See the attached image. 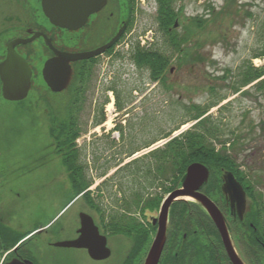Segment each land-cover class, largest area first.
<instances>
[{"label": "rangeland", "instance_id": "1", "mask_svg": "<svg viewBox=\"0 0 264 264\" xmlns=\"http://www.w3.org/2000/svg\"><path fill=\"white\" fill-rule=\"evenodd\" d=\"M9 3L1 1L0 10L9 9ZM135 5V13L119 45L86 66L74 86L62 93L53 94L44 85L41 68L46 53L43 45L33 44L30 59L34 69L33 90L21 103L5 104L2 108L1 163L24 166L44 155L50 164L58 166L61 160L54 151L51 133L56 137L55 130L59 132L67 116L72 115L79 133L71 147L78 149L75 165H80L82 177L89 184L91 181V188L97 184L98 209L109 211L111 197L119 194L125 196L124 201L133 197L139 202L144 200L147 207L153 206L156 181L158 198L164 197L165 185L157 178V156L149 153L162 149L169 140L190 129L195 123L191 120L195 110L213 104L206 115L211 125L217 127L219 140L238 145L230 150L233 166L241 167L245 177L264 184V95L257 93L253 84L234 94L244 67L264 66V57L254 56L264 45V0H175L172 7L178 24L175 21L176 28L172 31L185 40L178 52L173 51L159 28L155 1L135 0ZM11 6L15 11L14 4ZM26 8L16 7L17 20L28 21L30 16L36 19V7L30 4ZM50 32L58 45H72L76 38V33L52 29ZM94 36L92 41L96 40ZM138 47L168 59L163 81L151 80L146 67L135 66L131 57ZM77 95L78 106L72 107V111L70 107ZM221 98L225 99L220 101ZM68 109L72 113L67 114ZM51 123L55 126L49 129ZM6 128L11 129L6 132ZM214 144L217 149L220 147L217 141ZM115 170L118 174L113 176ZM47 171L34 172V179L39 175L38 178L52 180V185L48 193L45 189L38 193V198H33V210L43 194L52 202L53 189L56 190L53 186H57L49 167ZM17 177L10 176V180L17 181L12 194L21 190L25 181V177ZM72 194L66 181L64 196L57 208L49 207L45 223L55 221L54 227H59L72 222L77 210L72 206L74 201L62 208ZM142 205L123 209L133 213Z\"/></svg>", "mask_w": 264, "mask_h": 264}, {"label": "flooded vegetation", "instance_id": "2", "mask_svg": "<svg viewBox=\"0 0 264 264\" xmlns=\"http://www.w3.org/2000/svg\"><path fill=\"white\" fill-rule=\"evenodd\" d=\"M9 2V9L0 10V64L6 59L8 45L11 42L17 39H31L36 33L50 39L52 46L60 52L79 53L105 45L121 29L122 33L116 43L100 56L108 55L124 38L136 8L135 0H106L105 6L89 17L82 28L75 32L65 31L76 33L72 45L71 43L58 45V40L50 32L51 29L52 31L58 29L44 17L40 0H20V4L17 0ZM11 4H14L15 11H12ZM30 4L36 7L34 9L36 19L30 16L28 21L17 20L16 7L20 5L26 8ZM94 35L97 37L92 41L91 37H95ZM35 42L43 45V51L46 53L44 62L54 56L42 36L15 47V52L28 63L32 73L27 96L32 92L34 85V69L30 59ZM100 56L76 64L84 69ZM76 64H71L72 71ZM72 79L73 77L71 81ZM44 85L46 86L45 83ZM13 103L21 101L4 99L0 80V127L3 105ZM51 125L49 129L55 126L53 123ZM6 129V132H9L11 128ZM52 140L54 151L62 161L65 139L60 136ZM41 158L35 166L33 163L24 166L3 164L2 159L0 160V264H144L160 228L164 229L165 235L156 264H233L231 258L241 264H264V184L247 175L243 178L241 167L237 169L207 167L209 170L207 181L193 191V197L174 199L168 206L166 217L163 218L160 216L161 204L167 195L182 189L186 168L179 181L175 182L172 179L163 181L165 183L163 192L169 189L163 198L157 197L156 181L152 207L144 205V200L139 202V199L135 200L133 197H128L124 201L125 196L123 198L119 194L115 198L111 197L113 201H110L112 202L110 210L104 212L98 209L97 184L91 188V181L89 184L82 177L80 165H73L74 169L79 171L77 176L75 174L76 182L79 183L83 178V182L88 186L76 195L72 189V198L62 207L65 208L74 201L72 206L77 207V210L74 212L72 222L68 226L54 227L55 221L45 223L44 219L47 217L49 207L55 209L59 206V200L62 195L64 196L66 181L71 187V178L61 161L56 166L41 162ZM48 167L57 186H53L56 190L53 189L52 202L49 203L48 197L43 194L44 197L38 200L37 207L33 210V198L39 192L43 193L45 189L48 193V187L52 185V180L38 178L39 175L38 179H34V172L38 169L41 173L45 172ZM116 170L113 176L118 174ZM14 171L25 173L18 175ZM225 172L232 173L236 183L241 187V192L236 191L238 187L228 192L223 190ZM11 174L18 176L17 178L25 177L21 190L13 194L12 186L17 181L10 180ZM60 177L63 179H59ZM201 197L204 198V202L201 201ZM131 205L134 208L141 205L142 207L133 213L124 210ZM210 210L216 212L215 218L211 216ZM87 220H90L96 230L95 232L91 229L90 235L82 232V226L86 225ZM79 239L82 242L77 246L62 245ZM90 249L96 251L100 249L102 253L97 251L95 255L92 253V256Z\"/></svg>", "mask_w": 264, "mask_h": 264}, {"label": "trees", "instance_id": "3", "mask_svg": "<svg viewBox=\"0 0 264 264\" xmlns=\"http://www.w3.org/2000/svg\"><path fill=\"white\" fill-rule=\"evenodd\" d=\"M154 1L157 5L159 28L167 36L169 45L172 47L173 51L178 52L180 43L185 40H180V38L174 35V32L172 31L176 28L174 26L175 21L176 25L178 24V16H176L172 7L175 0ZM254 56L264 57V45L262 46L261 51ZM131 58L136 67H146L149 71V77L151 80L156 82L163 81L168 66V59L162 54L146 51L138 47L134 49ZM184 58L187 59V54H185ZM81 71H83L82 66L80 67L78 64L74 65L73 79L68 88L74 86V82L78 78V75L81 74ZM85 75L86 73L81 75L83 79ZM239 78V83L235 88L234 94L238 92L241 93L243 88L253 84V89L257 93L264 95V66L253 68L251 65H248L240 72ZM79 80L82 79L79 78ZM244 94H248V91H245ZM76 97L77 98L72 102L70 109L78 106V95ZM224 99L225 98H221L220 101ZM213 106L215 105L210 104L206 109L195 110V114L191 117V120L195 123L190 129L169 140L165 143L162 149H157L149 153L150 155L157 156V178H159V180H162L163 182L165 181L164 179H166V181L172 179L177 182L182 178L187 165L195 162L209 166L225 167L226 169H231V166L233 167L234 162L230 157V150H233L238 145L235 146L234 141L230 144L226 140H219V137L216 135L218 132L217 127L211 125L209 120L210 117L206 115L208 108ZM71 110L73 111V109ZM72 111L68 109L67 114L72 113ZM101 121L102 118L99 119L98 124ZM55 132L57 134L56 137L59 134V137L62 136L65 139V153L62 156L61 162L65 165L68 176L71 178V187L74 190L75 195L79 194L85 190L88 184L84 183L82 179L79 183L76 182V176L79 171L74 169L73 165L76 164L78 149H71V147H73L74 140L79 136V133L78 130L75 129L72 115L67 116L66 124L60 128L59 132L57 130H55ZM51 137L54 138L53 133H51ZM215 141L220 145L218 149L214 144ZM226 145H228V147ZM228 149L229 151H227ZM166 175L168 177L163 179ZM168 190L169 189H165L164 192L167 193Z\"/></svg>", "mask_w": 264, "mask_h": 264}, {"label": "water", "instance_id": "4", "mask_svg": "<svg viewBox=\"0 0 264 264\" xmlns=\"http://www.w3.org/2000/svg\"><path fill=\"white\" fill-rule=\"evenodd\" d=\"M105 3L106 0H40L42 13L49 23L59 30L70 32H75L82 28L89 17L98 13L105 6ZM121 33L122 30L120 29L108 43L97 49L79 53L60 52L52 46L50 39L37 33L28 40H14L8 45L6 59L0 64V80L2 83L3 98L9 101H22L26 98L31 86V69L28 63L15 52V47L17 45L31 42L39 36L44 38L46 45L54 56L44 62L41 76L52 93H61L66 90L70 84L72 77L71 64L103 54L116 43ZM171 71L172 70H170V72ZM207 178L208 171L202 164L195 162L188 165L183 179L182 189L174 191L166 197L160 210V216H163V218L166 217L168 206L174 199L193 197V191L206 182ZM223 179L225 181L223 185L224 191L228 192L234 189L235 186L241 190L230 173H226ZM203 199L204 198L201 197V201L204 202ZM210 214L215 218L214 215L216 212L214 210H210ZM86 222V225L83 224L82 226V232L86 235H90L91 229L96 232L90 220ZM164 235V229L160 228L144 264H156L164 243ZM81 242L82 240L79 239L62 245L77 246V244ZM89 251L91 255L92 253L95 255L97 251L98 253H102L100 249H97V251L90 249ZM231 259L233 264H241L238 260L236 262L233 258Z\"/></svg>", "mask_w": 264, "mask_h": 264}, {"label": "bare ground", "instance_id": "5", "mask_svg": "<svg viewBox=\"0 0 264 264\" xmlns=\"http://www.w3.org/2000/svg\"><path fill=\"white\" fill-rule=\"evenodd\" d=\"M257 60V59H256ZM111 109V104H108V110H110ZM183 128L185 127V125L184 126H182ZM157 144H159V143H156V145ZM155 146V144L151 147V148H153ZM47 157H45L44 155H42V158H41V162H44V163H47V164H50V160L49 159H46ZM37 162H39V159L38 160H36V161H33V163H37ZM198 163V162H197ZM191 164V163H190ZM189 164V165H190ZM201 164V163H200ZM206 169H207V171H208V173H209V170H208V168L207 167H209V165H206V164H202ZM232 167V166H231ZM224 169H226L225 167H223ZM232 168H234V169H237V168H235L234 166L232 167ZM226 173H230L231 175H232V173L231 172H225L224 173V175L226 174ZM233 176V175H232ZM224 177V176H223ZM233 178H234V176H233ZM243 178H245V176H243ZM208 179V178H207ZM234 180H235V178H234ZM235 182H236V180H235ZM238 186H239V184H238ZM235 187H237V186H235ZM240 187V186H239ZM241 188V187H240ZM236 189V188H235ZM237 192H241L239 189L238 190H236ZM184 198V197H183ZM163 204V203H162ZM161 204V205H162Z\"/></svg>", "mask_w": 264, "mask_h": 264}]
</instances>
